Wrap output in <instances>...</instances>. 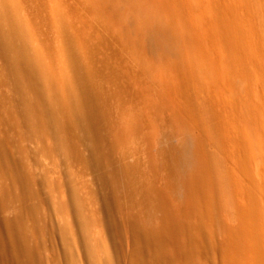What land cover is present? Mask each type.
I'll return each instance as SVG.
<instances>
[{
  "label": "rangeland",
  "instance_id": "374dc122",
  "mask_svg": "<svg viewBox=\"0 0 264 264\" xmlns=\"http://www.w3.org/2000/svg\"><path fill=\"white\" fill-rule=\"evenodd\" d=\"M0 263L264 264V0H0Z\"/></svg>",
  "mask_w": 264,
  "mask_h": 264
},
{
  "label": "bare ground",
  "instance_id": "6f19581e",
  "mask_svg": "<svg viewBox=\"0 0 264 264\" xmlns=\"http://www.w3.org/2000/svg\"><path fill=\"white\" fill-rule=\"evenodd\" d=\"M149 8V7H148ZM147 7H138V12L139 13H141L143 16H144V20H143V27H140L141 29L140 30H138V33L139 34H142V37H143V33L145 34V30L147 31H149V32H152L151 30H152V28L153 29H156L155 30V32H154V30H153V32L152 33H155L156 35H157V33H159L160 35H161V37L159 36V38H158V35L157 36H149L148 37V40H149V46L151 47V49L152 50H154L155 52H159V56L161 55V56H163L162 58H163V60H164V58H166L167 59V62H169L168 63V65H170V67L169 68H173V70H175V69H177V64H178V62H176L175 60H177V59H175L176 57H175V55H174V57H173V52H174V50H173V52H172V54L170 53V49L172 48V47H168V44L165 42V40L167 41L168 39H165L166 38V36L165 35H167V37L169 36V37H171V35L172 34H169L168 32H171V30H167L168 32H166L165 31V29L164 28H166V27H164L163 28V26L161 27L160 26V28L159 27H156L155 26V24L153 23V22H150V18H151V14H150V10L148 9ZM162 8V7H161ZM163 10H164V8H162ZM162 12V11H161ZM167 15V14H166ZM149 20V21H148ZM153 23V24H152ZM175 24V23H174ZM141 25V26H142ZM135 28V27H134ZM133 27L131 28V30H133L134 29ZM137 29V28H136ZM135 29V30H136ZM143 29V30H142ZM171 29V28H170ZM128 30V29H127ZM131 30H129L130 32L129 33H131ZM144 31L143 33H140V31ZM147 31V32H148ZM128 32V31H127ZM148 32V33H149ZM134 33H135V31H134ZM148 33H146L147 35L146 36H148ZM153 35V34H152ZM174 36V35H173ZM153 37H156V38H153ZM160 38H164V40H162V39H160ZM170 41H171V38L169 39ZM169 40L167 41V42H169ZM174 44V43H173ZM153 51V52H154ZM161 56H160V59H162L161 58ZM178 61V60H177ZM187 61V60H186ZM183 62V61H182ZM185 63V62H184ZM179 67V66H178ZM193 67V66H192ZM172 70L170 69V72H171ZM175 71H177V70H175ZM179 71V70H178ZM173 72V71H172ZM171 72V73H172ZM179 72H177V74H178ZM175 74V73H174ZM184 74V73H183ZM173 75V74H172ZM175 76V75H174ZM1 264V263H0Z\"/></svg>",
  "mask_w": 264,
  "mask_h": 264
}]
</instances>
